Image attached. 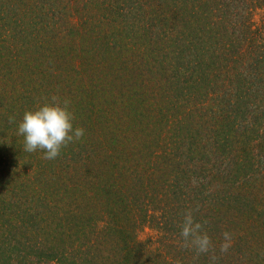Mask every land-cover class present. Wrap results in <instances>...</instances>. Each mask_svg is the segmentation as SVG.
I'll return each instance as SVG.
<instances>
[{
    "label": "trees",
    "instance_id": "trees-1",
    "mask_svg": "<svg viewBox=\"0 0 264 264\" xmlns=\"http://www.w3.org/2000/svg\"><path fill=\"white\" fill-rule=\"evenodd\" d=\"M52 95L86 131L45 160ZM0 264H264V0H0Z\"/></svg>",
    "mask_w": 264,
    "mask_h": 264
},
{
    "label": "clouds",
    "instance_id": "clouds-1",
    "mask_svg": "<svg viewBox=\"0 0 264 264\" xmlns=\"http://www.w3.org/2000/svg\"><path fill=\"white\" fill-rule=\"evenodd\" d=\"M71 101L52 95L50 100L38 104L34 109L26 110L18 123L16 135L23 137V151L43 153L42 159L54 160L63 148L80 141L85 135V129L74 127L75 115L70 110ZM9 124L16 122L15 116L8 117ZM195 220L193 211L183 214L180 224V237L185 248L195 252L197 256L207 254L213 248V242L204 224ZM232 244L231 233H223L221 252H227Z\"/></svg>",
    "mask_w": 264,
    "mask_h": 264
},
{
    "label": "rangeland",
    "instance_id": "rangeland-1",
    "mask_svg": "<svg viewBox=\"0 0 264 264\" xmlns=\"http://www.w3.org/2000/svg\"><path fill=\"white\" fill-rule=\"evenodd\" d=\"M151 234V232L148 229H144L142 232L138 234L139 239H143L146 237V235Z\"/></svg>",
    "mask_w": 264,
    "mask_h": 264
}]
</instances>
